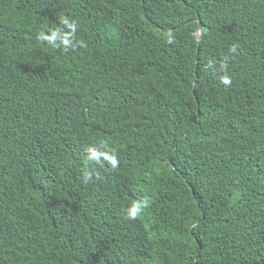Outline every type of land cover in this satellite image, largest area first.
<instances>
[{"label":"trees","instance_id":"1","mask_svg":"<svg viewBox=\"0 0 264 264\" xmlns=\"http://www.w3.org/2000/svg\"><path fill=\"white\" fill-rule=\"evenodd\" d=\"M0 264H264V0H0Z\"/></svg>","mask_w":264,"mask_h":264},{"label":"clouds","instance_id":"2","mask_svg":"<svg viewBox=\"0 0 264 264\" xmlns=\"http://www.w3.org/2000/svg\"><path fill=\"white\" fill-rule=\"evenodd\" d=\"M78 23L76 20L71 19L68 16H61L59 19V26L48 29L47 31L51 34H47L44 30L38 33V40L42 43L46 42L47 45L52 49H60L63 52L70 50H76L78 48H87V43L82 39H76ZM167 43L172 44L175 42L174 35L171 30L166 33ZM230 52L235 53L237 46L233 45ZM221 83L224 85L231 84V78L227 75L221 77ZM91 155L88 157L89 160L96 159V153L90 149ZM109 163L113 168H116L119 161L113 155L107 157ZM91 178V173L85 171V182ZM150 207V203L147 198L133 200L130 202L128 209L126 210L127 218L135 220L140 217L146 209Z\"/></svg>","mask_w":264,"mask_h":264},{"label":"water","instance_id":"3","mask_svg":"<svg viewBox=\"0 0 264 264\" xmlns=\"http://www.w3.org/2000/svg\"><path fill=\"white\" fill-rule=\"evenodd\" d=\"M203 25L201 22H199L196 30L194 31V35L196 36L197 39H199L201 33H202Z\"/></svg>","mask_w":264,"mask_h":264}]
</instances>
